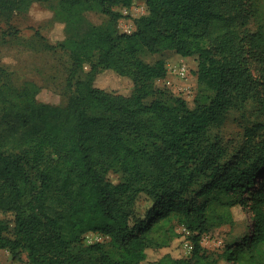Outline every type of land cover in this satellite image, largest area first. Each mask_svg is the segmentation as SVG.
<instances>
[{
    "label": "trees",
    "instance_id": "16d2710c",
    "mask_svg": "<svg viewBox=\"0 0 264 264\" xmlns=\"http://www.w3.org/2000/svg\"><path fill=\"white\" fill-rule=\"evenodd\" d=\"M23 1L0 0V15ZM133 1L58 0L55 8L68 18L88 9L117 18L112 7ZM140 1L148 12L131 33L89 24L57 42L72 60L64 106L38 102L35 83L15 85L0 68V250L12 261L24 253L28 264H148L182 236L188 255L155 262L264 264V0ZM141 48L196 55L197 82L212 96L193 107L180 96L145 102L162 94L150 82L166 68L137 57ZM106 68L132 80L128 94L93 84ZM252 101L261 119L227 159L209 127ZM237 202L251 210L252 234L212 257L201 236L231 223ZM86 232L108 235V246L85 245Z\"/></svg>",
    "mask_w": 264,
    "mask_h": 264
},
{
    "label": "rangeland",
    "instance_id": "374dc122",
    "mask_svg": "<svg viewBox=\"0 0 264 264\" xmlns=\"http://www.w3.org/2000/svg\"><path fill=\"white\" fill-rule=\"evenodd\" d=\"M57 1L25 0L20 9L8 10L0 15V68L9 74L10 80L15 85H21L25 81L35 83L38 86L35 95L38 102L64 106L68 96L66 80L72 60L69 49L59 47L56 45L57 42L67 41L69 35L78 38L89 24L111 27L121 32L120 25L130 23L135 29L134 21L137 17H134L130 11L124 12L122 7L114 6L112 10L119 13L117 18L99 9L84 10L68 18L55 8ZM143 3L135 0V8ZM248 27L254 28L250 23ZM136 56L147 63L161 59L166 68L164 77L155 78L150 82V87L161 91L162 94L149 95L144 99L145 102L151 101L156 96L162 98L180 96L184 98L188 107H193L196 101H205L212 96L211 91L197 82L196 55L184 57L172 50L151 53L141 48ZM182 64L186 66V76L179 77L176 69ZM251 67L254 73L259 75L255 69L257 65L253 63ZM83 70H89L88 63H84ZM93 84L122 94H128L132 88V80L129 77L119 75L109 68L99 71L94 77ZM259 92L260 95L263 94L264 87L259 86ZM258 108L257 102L252 101L241 108L228 109L219 123L209 127V137L224 147L227 159L236 154L242 146L245 140V128H252L261 119L262 115ZM107 175L113 182L118 180V173L110 171ZM144 203L148 204V202ZM229 210L232 214L231 223L212 225L201 236V245L205 253L212 257L220 253L226 244L232 245L252 234L250 208L237 202ZM170 223L177 232L188 233L184 224L177 222L176 219ZM181 239L182 236L176 237L168 246L152 252L148 264H158L154 259L165 254L183 256L186 252L183 246L185 240L181 241ZM83 241L85 245L100 242L106 248L110 237L98 232H86ZM21 255V260L12 261L9 251L1 249L0 264H28L24 253Z\"/></svg>",
    "mask_w": 264,
    "mask_h": 264
},
{
    "label": "built area",
    "instance_id": "2783aa9c",
    "mask_svg": "<svg viewBox=\"0 0 264 264\" xmlns=\"http://www.w3.org/2000/svg\"><path fill=\"white\" fill-rule=\"evenodd\" d=\"M135 1L132 2L131 5L127 6V7H122L124 12H132V15L134 17H139L141 15H144V14H147V7L146 5L143 3L142 5H139L138 4V8H135ZM134 9V10H133ZM121 23V22H120ZM121 26V32L123 33H131L134 28H133V25L130 24V23H123L120 25ZM186 66L185 65H180L177 69H176V73L178 74L179 77H184L186 76ZM183 246L185 247V254L184 255H188L190 253V250H191V243L188 241V240H185L183 242Z\"/></svg>",
    "mask_w": 264,
    "mask_h": 264
},
{
    "label": "crops",
    "instance_id": "0c3cea01",
    "mask_svg": "<svg viewBox=\"0 0 264 264\" xmlns=\"http://www.w3.org/2000/svg\"><path fill=\"white\" fill-rule=\"evenodd\" d=\"M185 57V56H184Z\"/></svg>",
    "mask_w": 264,
    "mask_h": 264
}]
</instances>
